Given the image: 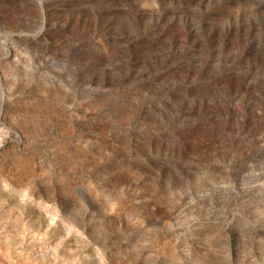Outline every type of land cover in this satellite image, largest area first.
I'll list each match as a JSON object with an SVG mask.
<instances>
[{
	"label": "rangeland",
	"instance_id": "obj_1",
	"mask_svg": "<svg viewBox=\"0 0 264 264\" xmlns=\"http://www.w3.org/2000/svg\"><path fill=\"white\" fill-rule=\"evenodd\" d=\"M0 264H264V0H0Z\"/></svg>",
	"mask_w": 264,
	"mask_h": 264
}]
</instances>
